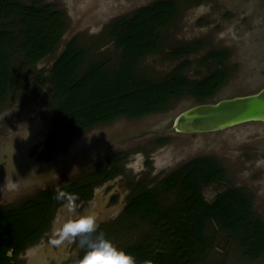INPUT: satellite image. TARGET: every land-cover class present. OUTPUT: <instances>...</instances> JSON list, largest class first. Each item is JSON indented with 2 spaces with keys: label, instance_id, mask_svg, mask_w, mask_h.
Returning a JSON list of instances; mask_svg holds the SVG:
<instances>
[{
  "label": "rangeland",
  "instance_id": "1",
  "mask_svg": "<svg viewBox=\"0 0 264 264\" xmlns=\"http://www.w3.org/2000/svg\"><path fill=\"white\" fill-rule=\"evenodd\" d=\"M33 1L41 2L26 0L29 4ZM157 1L160 0H43L66 14L67 28L52 54L32 66L19 62L25 66L27 80L0 105V208H14L36 198L41 190L58 189L83 177L105 155L125 152L124 175L110 185L97 187L90 203L79 197L77 203L83 205L73 217L96 213L99 225L106 224L110 240L119 249L124 250L143 234L142 227L141 232H133L116 224L134 186L142 182L154 187L199 157L214 158L225 170L221 182L203 188L206 202H214L228 189H242L252 197L254 214L264 220V123H247L215 133L187 135L169 131L181 112L200 104L190 96L173 101L163 113L134 121L118 119L85 132L69 140L52 157L44 152L54 122L47 77L67 43L76 37L92 48L95 60L115 59L120 51L108 40L111 23ZM171 1L179 6V14L160 30V50L140 61L139 69L145 76L162 79L187 60L185 74L200 80L216 69L206 56L225 51L229 80L207 103L254 94L264 87V0ZM190 44L202 47L186 59L173 56L175 49ZM159 139L168 141L158 145ZM171 201L169 198L165 203ZM64 216V210L56 213L44 237L18 256L10 254V264H71L75 245L60 246V252L51 244L58 221ZM207 227L206 234L214 240V246L199 264H264V257L256 262L244 258L236 241L216 225ZM45 249L52 253L46 261L41 258ZM83 254L80 250L78 258Z\"/></svg>",
  "mask_w": 264,
  "mask_h": 264
},
{
  "label": "trees",
  "instance_id": "2",
  "mask_svg": "<svg viewBox=\"0 0 264 264\" xmlns=\"http://www.w3.org/2000/svg\"><path fill=\"white\" fill-rule=\"evenodd\" d=\"M178 14L177 3L160 0L114 20L108 40L120 51L115 59L95 60L92 48L76 37L67 43L47 77L54 111L46 145L48 155L55 154L72 137L118 119L139 120L163 113L173 101L185 96L207 103L217 94L230 77L224 66L228 59L225 51L206 56L216 69L200 80H191L185 74L187 60L159 80L139 69L142 59L160 50V30ZM66 28V14L53 4L0 0V105L25 82L26 69L19 62L32 66L52 54ZM201 47H178L173 56H190ZM126 158L127 153L112 155L88 171L85 181L70 183L58 191L90 199L94 185L123 172L121 162ZM224 175L217 160L201 157L181 166L153 188L141 185L140 192L129 197L118 226L133 232H141L142 227L143 234L124 251L133 255L137 264H199L214 246V240L206 234L207 226L213 224L236 241L244 258L253 262L262 259L264 220L254 214L252 197L242 189L231 188L212 203L204 199L203 188L221 182ZM86 178L90 182L83 184ZM58 191H41L17 207L0 208V264H10V254L18 256L43 237L57 206L62 204L56 199ZM165 198L172 201L165 203ZM98 231L110 239L107 228Z\"/></svg>",
  "mask_w": 264,
  "mask_h": 264
},
{
  "label": "clouds",
  "instance_id": "3",
  "mask_svg": "<svg viewBox=\"0 0 264 264\" xmlns=\"http://www.w3.org/2000/svg\"><path fill=\"white\" fill-rule=\"evenodd\" d=\"M57 200L62 202L65 216L58 221V226L53 232L51 244L56 247L75 245L76 251L71 254V264H137L136 258L119 249L99 229V217L96 213L81 214L78 218L77 209L79 197L58 191ZM83 250L82 258L78 252ZM144 264H152L145 261Z\"/></svg>",
  "mask_w": 264,
  "mask_h": 264
},
{
  "label": "water",
  "instance_id": "4",
  "mask_svg": "<svg viewBox=\"0 0 264 264\" xmlns=\"http://www.w3.org/2000/svg\"><path fill=\"white\" fill-rule=\"evenodd\" d=\"M253 122L264 123V87L254 94L191 107L175 118L169 131L187 135L215 133Z\"/></svg>",
  "mask_w": 264,
  "mask_h": 264
},
{
  "label": "flooded vegetation",
  "instance_id": "5",
  "mask_svg": "<svg viewBox=\"0 0 264 264\" xmlns=\"http://www.w3.org/2000/svg\"><path fill=\"white\" fill-rule=\"evenodd\" d=\"M189 57V55L188 56H185V57H183V59H186V58H188ZM180 65V64H179ZM192 80V79H191ZM210 103H212V101L210 102ZM154 115H156V114H154ZM150 116H152V115H150ZM148 117V116H147ZM145 118V117H144ZM123 119V118H122ZM143 119V118H142ZM128 120V119H127ZM140 120V119H139ZM175 120V119H174ZM129 121H134V120H129ZM115 122V121H114ZM113 122V123H114ZM174 122V121H173ZM111 124V123H110ZM173 124V123H172ZM104 126H106V125H104ZM100 127H103V126H100ZM96 128H98V127H96ZM53 129V128H52ZM95 129V128H94ZM93 130V129H92ZM90 131V130H89ZM51 132H52V130L50 131V133H49V135H48V137H47V139H46V142H45V146H44V152H45V154L47 155V156H49V157H52V156H54L55 154H57L58 152H60V150L62 149H60L59 151H57L55 154H53V155H48L47 154V152H46V145H47V141H48V139H49V136H50V134H51ZM86 132H88V131H86ZM83 133H85V132H83ZM83 133H81V134H79V135H77V136H74V137H72L71 139H73V138H76V137H78V136H80V135H82ZM71 139H69V140H71ZM68 140V141H69ZM161 139H159V140H157L156 142L158 143V141H160ZM67 141V142H68ZM66 142V143H67ZM65 143V144H66ZM167 143V141L166 142H164V143H158V145H164V144H166ZM64 144V145H65ZM105 153V152H104ZM122 153H125V152H118V153H113V154H109V155H105L103 158H102V160H100L96 165H94L90 170H92V169H94L95 167H97L99 164H101L103 161H106L110 156H112V155H116V154H122ZM199 158H201V157H199ZM216 160V159H215ZM187 164V163H186ZM124 165V161L123 162H121V169H122V166ZM64 168H68V167H64ZM60 169H62V167H60ZM90 170H88V171H90ZM87 171V172H88ZM122 171H124L123 169H122ZM171 174V173H170ZM85 175V174H84ZM84 175H83V177H81L80 179L78 178V179H76V180H74L73 182H71V183H75V182H77V181H80V180H84ZM122 175H124L123 174V172L122 173H119L118 175H116L114 178H112V179H110V180H107V181H105V182H103V183H99V184H97V185H94L93 186V188H92V196H91V198L90 199H86V198H84L82 195H77V194H75L76 196H78V197H81L82 199H84V201L86 202V203H90V202H92L93 200H94V197H95V193H96V189H97V187H99V186H103V185H110L111 184V182H113V181H115V180H117L120 176H122ZM167 177V176H166ZM165 178V177H164ZM163 178V179H164ZM87 179V178H86ZM85 181V180H84ZM83 181V182H84ZM90 182V179H87V182H85V183H83V184H88ZM68 184H70V183H68ZM68 184H66V185H68ZM66 185H64V186H66ZM141 185H145L144 183H142V182H139L138 184H136L135 186H134V190H133V192L130 194V195H128L127 197H126V199H125V206H124V210H125V207H126V205H127V201H128V199H129V197L131 196V195H133V194H135V193H138V192H140V190H139V188L141 187ZM64 186H62V187H60V188H58V189H45V190H41V191H49V190H51V191H58V190H60L61 188H63ZM149 188H153V187H149ZM60 210H64L63 209V206H62V204L61 205H59V206H57V208H56V210H55V213H54V217H53V220H52V222H51V225H52V223L54 222V220H55V216H56V213H58ZM124 210H122L123 212H124ZM123 214V213H122ZM122 214H121V216H122ZM120 219H121V217H120ZM120 219H118L117 220V222H116V224L118 225L119 224V220ZM102 223H104V222H102ZM50 225V226H51ZM106 224H104V225H99V228H101V227H105V228H107L106 226H105ZM48 231V230H47ZM46 231V232H47ZM46 232L44 233V235L46 234ZM44 235H43V237H44ZM42 237V238H43ZM41 238V239H42ZM40 239V240H41ZM59 249V247H57V249L56 250H58ZM58 251H60V249L58 250ZM61 252V251H60ZM82 252H83V250H82ZM84 253V252H83ZM51 252L49 251L48 252V249H45L44 250V252H41V258L42 259H44V261H46L45 259L46 258H48V259H50V257H51ZM62 254V253H61ZM45 264V263H44Z\"/></svg>",
  "mask_w": 264,
  "mask_h": 264
}]
</instances>
